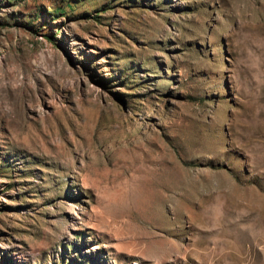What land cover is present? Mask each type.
Wrapping results in <instances>:
<instances>
[{
	"label": "rangeland",
	"instance_id": "obj_1",
	"mask_svg": "<svg viewBox=\"0 0 264 264\" xmlns=\"http://www.w3.org/2000/svg\"><path fill=\"white\" fill-rule=\"evenodd\" d=\"M0 264H264V0H0Z\"/></svg>",
	"mask_w": 264,
	"mask_h": 264
}]
</instances>
